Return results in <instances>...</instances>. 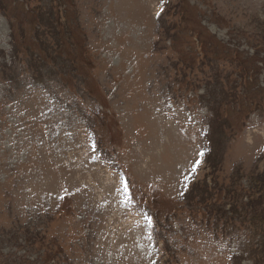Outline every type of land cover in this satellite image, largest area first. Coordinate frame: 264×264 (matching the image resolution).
Here are the masks:
<instances>
[{
  "label": "rangeland",
  "instance_id": "374dc122",
  "mask_svg": "<svg viewBox=\"0 0 264 264\" xmlns=\"http://www.w3.org/2000/svg\"><path fill=\"white\" fill-rule=\"evenodd\" d=\"M0 264H264V0H0Z\"/></svg>",
  "mask_w": 264,
  "mask_h": 264
},
{
  "label": "trees",
  "instance_id": "16d2710c",
  "mask_svg": "<svg viewBox=\"0 0 264 264\" xmlns=\"http://www.w3.org/2000/svg\"><path fill=\"white\" fill-rule=\"evenodd\" d=\"M260 191H261V188H260Z\"/></svg>",
  "mask_w": 264,
  "mask_h": 264
}]
</instances>
